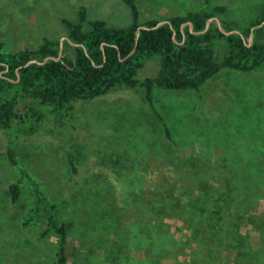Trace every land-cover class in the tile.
Here are the masks:
<instances>
[{
	"label": "rangeland",
	"instance_id": "374dc122",
	"mask_svg": "<svg viewBox=\"0 0 264 264\" xmlns=\"http://www.w3.org/2000/svg\"><path fill=\"white\" fill-rule=\"evenodd\" d=\"M212 1L227 5L232 16L239 19L255 16L258 4L264 2ZM137 3L143 20L154 17L165 20L204 6V0H137ZM83 5L90 19H105L120 26L131 23V11L125 0H0V42H5L8 50H19L35 48L45 37L65 39L67 30L61 18L78 19ZM218 52L221 55V50ZM157 74L155 60L147 62L138 77L145 80ZM154 102L171 129L172 140L167 138L160 118L145 100L141 87L120 88L93 100H78L69 112L48 114L33 134L18 127L0 131V264H53L56 247V238L46 242L38 240V225L23 226V217L34 203L29 181L24 180L16 204L9 197V186L21 178L19 168L8 159L7 152L13 144L19 167L27 170L75 218L76 237L69 239L68 264H75L77 255L81 261L91 251L94 257L103 259L105 256L104 248L96 246L98 236L92 239L98 225L91 220L84 222L87 213L78 214L80 209L94 204L92 194L90 200L85 196L84 204L79 207H75L71 197L69 202L65 201L68 189H64V185L71 175L70 158L79 169L75 175L80 181L74 191L77 198L82 197L79 191L85 179V186L89 187V179L102 177L109 183L105 186L107 201L125 210L130 193L126 175L138 170L135 174L141 178L145 189H152V185L163 186L166 178L172 177L178 189L176 195L188 201L182 189H195L197 182L192 178L193 172L201 171L198 164L203 163L210 172L209 186L224 187V179L232 175L231 172L241 174L243 181L253 180L246 190L238 177L232 179L231 176L230 182L235 187L239 183V193L244 196L239 203L244 207L253 205L248 208L249 212L264 217V66L250 72L225 68L199 91L156 88ZM197 193L194 191L193 195ZM247 199L250 205L246 204ZM135 201L138 207L137 197ZM194 218L189 220L194 222ZM106 219L110 221L111 217ZM165 222L172 225L175 238L183 241L180 251L189 254L181 259L190 260L200 239H191V229L179 218H168ZM79 227L88 232L78 234ZM241 232L247 236L242 250L245 251L244 262H260L264 258L262 233L249 223L241 226ZM188 239L191 248L187 246ZM92 245L96 246L95 250ZM222 250L225 251L222 253L224 261L232 264L237 250L228 246ZM134 255L145 257L141 250H135ZM164 264L175 262L166 260Z\"/></svg>",
	"mask_w": 264,
	"mask_h": 264
},
{
	"label": "trees",
	"instance_id": "16d2710c",
	"mask_svg": "<svg viewBox=\"0 0 264 264\" xmlns=\"http://www.w3.org/2000/svg\"><path fill=\"white\" fill-rule=\"evenodd\" d=\"M125 2L132 16L126 26L105 19H90L84 5L79 9L78 19L61 18L67 30L61 57L62 39L59 38L45 37L35 48L19 50H8L5 42H0V131L18 127L33 134L48 114L69 112L78 100H93L120 88L141 87L145 100L160 118L167 138L172 140L171 129L155 106L156 88L199 91L225 68L250 72L264 66V2L258 4L256 15L250 19L234 17L227 5L204 0L200 9L165 20L156 17L143 20L137 0ZM215 18L230 34L221 30ZM162 21L167 22L159 25ZM155 60L158 74L140 80L138 76L147 62ZM7 154L11 165L18 167L21 174L9 186L12 203L20 200L25 179L34 195V203L23 217V226L38 225L41 242L56 238L53 264H68L69 239L76 237L74 216L27 170L19 167L14 144L9 146ZM69 163L71 175L64 185L68 189L65 201L69 202L71 197L75 207H79L84 204L85 196L90 200L92 194L94 204L80 209L78 214L87 213L84 222H96L98 226L92 239L98 236L96 246L103 247L105 252L103 259L94 257L92 251L81 261L77 255L75 264H164L166 260H173L175 264H231L222 258L224 246L237 250L232 264H247L242 251L247 244V236L241 232L244 223L258 227L264 245V217L249 212L248 208L253 205L244 207L239 203L243 196L239 193V183L235 187L230 182L231 176L238 177L246 190L253 180L243 181L238 172L228 174L224 187L217 188L207 185L210 172L206 165L198 164L202 170L193 172L192 177L197 186L192 190L182 189L188 197L184 201L176 195L178 189L172 177L166 178L163 186L152 185L148 190L136 176L138 170L129 171L126 175L129 204L123 210L107 201L105 186L109 183L102 177L89 179V187L85 186V179L81 183L84 190L79 191L82 197H75L74 191L80 184L75 178L79 169L74 159L70 158ZM194 191L198 192L195 196ZM246 204H251L248 199ZM107 216L111 217L110 221ZM190 217H195L194 222ZM168 218L183 220L192 231L191 239H200L190 260L181 259L189 254L180 251L183 241L175 238L172 225L165 222ZM80 232L88 230L79 227ZM96 246L92 248L95 250ZM187 246L192 247L189 239ZM219 246L221 250L216 248ZM135 250L143 251L145 257H135ZM263 260L256 264H264Z\"/></svg>",
	"mask_w": 264,
	"mask_h": 264
},
{
	"label": "water",
	"instance_id": "95a60500",
	"mask_svg": "<svg viewBox=\"0 0 264 264\" xmlns=\"http://www.w3.org/2000/svg\"><path fill=\"white\" fill-rule=\"evenodd\" d=\"M216 20H217V22L219 23V26H220V28H221V30L224 32V33H226V34H230L229 32H226V30L223 28V26H222V24H221V21L218 19V18H215ZM213 21V19H211L210 21H209V23L210 22H212ZM167 21H162L159 25H162V24H165ZM142 28H146V27H142ZM191 30H193V26L191 25ZM139 34H140V31L138 32V36H139ZM63 42H64V39H62V45H61V51H60V57L62 56V53H63ZM253 42V35L251 36V38H250V43H252ZM48 60V59H47Z\"/></svg>",
	"mask_w": 264,
	"mask_h": 264
}]
</instances>
